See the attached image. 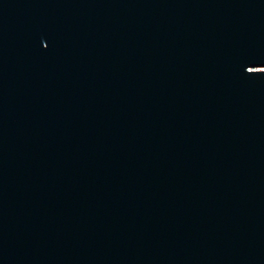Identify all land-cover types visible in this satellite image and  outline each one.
Here are the masks:
<instances>
[{"label":"water","instance_id":"water-1","mask_svg":"<svg viewBox=\"0 0 264 264\" xmlns=\"http://www.w3.org/2000/svg\"><path fill=\"white\" fill-rule=\"evenodd\" d=\"M0 264H264V0H0Z\"/></svg>","mask_w":264,"mask_h":264}]
</instances>
